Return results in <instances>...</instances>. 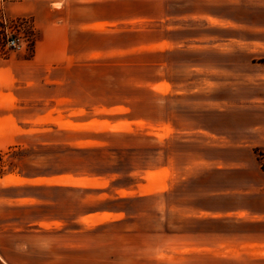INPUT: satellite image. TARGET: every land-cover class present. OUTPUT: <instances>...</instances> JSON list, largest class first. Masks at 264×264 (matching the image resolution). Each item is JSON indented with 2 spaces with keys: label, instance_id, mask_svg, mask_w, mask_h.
<instances>
[{
  "label": "rangeland",
  "instance_id": "obj_1",
  "mask_svg": "<svg viewBox=\"0 0 264 264\" xmlns=\"http://www.w3.org/2000/svg\"><path fill=\"white\" fill-rule=\"evenodd\" d=\"M112 1L53 0L50 13L38 12L40 24L57 36L66 28L85 35H72L71 46L57 56L87 63L58 70L57 80L63 79L53 104L41 100L39 109L20 111L21 125L2 127L8 138L0 142V178L17 186L0 194L24 195L25 205L1 209L0 230L18 219L28 231L2 236L0 244L18 243L30 260L60 242L55 230L134 225L151 244L145 251L159 259L247 264L237 253L225 261L231 255L223 239L209 237L202 221L209 181L222 174L204 173L196 182L190 177L203 176V158L232 156L224 151L225 136L229 142L247 126L264 124V0H146L150 5L137 8ZM26 8L9 6L5 18L30 20ZM132 29L162 38L164 48L116 50L111 35ZM29 37L31 54L33 30ZM100 57L103 62H90ZM255 154L259 159L262 152ZM115 214L151 220L105 222ZM83 215L89 218L79 223ZM115 234L71 240L120 243L107 253L139 251L136 239Z\"/></svg>",
  "mask_w": 264,
  "mask_h": 264
},
{
  "label": "crops",
  "instance_id": "obj_2",
  "mask_svg": "<svg viewBox=\"0 0 264 264\" xmlns=\"http://www.w3.org/2000/svg\"><path fill=\"white\" fill-rule=\"evenodd\" d=\"M132 1L135 3H131ZM112 2L120 7L129 5V7L137 8L150 5V2L146 0H114ZM53 4V0H0V15L3 16L6 15L9 6L28 7L26 10L33 30L31 54L27 53L29 47L20 51L0 53L1 143L8 138L3 135L5 133H3L2 127L22 124L20 111L39 109L38 106L42 103L50 102L53 104L56 101L54 92L63 79L62 77L61 80H57L58 70L66 69L71 72L87 63L79 64L81 58L78 59L72 55H69L70 57L57 56L58 50L63 45L65 50H68L71 46L72 35L78 37H85V35H82L79 30L66 28L64 32L57 36L51 31L50 27L40 24L38 12L47 9L50 13V10H53ZM52 34L57 37L52 36ZM111 36L116 39L115 49L119 51H128L136 47L149 49L156 45L164 48L162 38L151 39L137 29H132L129 32L117 31ZM156 40L157 42H155ZM101 51H104L103 47ZM149 55L156 57L159 53L150 52ZM71 57L74 58L73 61H69ZM103 61L104 57H100L96 61L90 60L91 63ZM50 90L52 92L51 96L49 95ZM102 92L108 93V91ZM41 93L45 96L41 97ZM94 93L97 94L98 92L94 91ZM19 94H22L20 100ZM23 95H27V97L24 98ZM224 138L226 141L224 151L227 154L230 152L232 156L225 158L223 161L202 157V160L208 163V165L199 166L198 168V172H202L203 176L190 177L191 182H196L197 180H203L204 173L213 171L215 174H222L220 180L217 179V181L212 182L211 179L209 181L211 183L207 193L208 206L203 209L207 213V217L202 221L208 224L209 237L218 236L223 239L225 254L227 255L229 251L231 255L230 257L225 256V261L236 260L232 254L237 253L240 255V263L246 261L247 264H264V161L259 160L264 158V124L247 126L243 133L232 135L229 142L226 136ZM257 150L262 152L259 159L255 154ZM4 181L0 178V191L10 187L16 188L17 186L16 183H4ZM23 197L24 195L20 196V194L15 196L0 194V212L1 209L23 207L25 205L21 202ZM33 205L35 203H32L31 206ZM97 215V213L93 214L95 217ZM79 218V223H82L89 216L83 215ZM150 218L141 214H115L106 219L105 222H114L115 224L124 221L147 222L151 220ZM12 222H15V225H5L0 230V237L7 235L18 237L23 232L28 231L24 229L22 224L18 225V219H14ZM216 225L219 228L214 230L213 227ZM132 226L123 231L58 229L55 232L58 235L57 237L61 238L60 242H56L51 246L47 254L41 257L33 254L30 260H27L23 250L18 247V243L14 248H7L0 244V264H178L174 258L171 261L162 260L153 255L151 251L146 252L145 249L149 250L151 244L146 238L145 232L137 230L134 225ZM101 234H115L112 236L118 235L119 238L123 236L134 238L136 239L134 246L139 247V251L107 253L110 249L120 248L118 246L120 243L111 242L115 246H107L108 243L102 240H71L73 237L80 238L85 235L100 238L105 236Z\"/></svg>",
  "mask_w": 264,
  "mask_h": 264
},
{
  "label": "built area",
  "instance_id": "obj_3",
  "mask_svg": "<svg viewBox=\"0 0 264 264\" xmlns=\"http://www.w3.org/2000/svg\"><path fill=\"white\" fill-rule=\"evenodd\" d=\"M32 31L28 19H6L0 15V53L4 51H20L25 48L30 40Z\"/></svg>",
  "mask_w": 264,
  "mask_h": 264
},
{
  "label": "trees",
  "instance_id": "obj_4",
  "mask_svg": "<svg viewBox=\"0 0 264 264\" xmlns=\"http://www.w3.org/2000/svg\"><path fill=\"white\" fill-rule=\"evenodd\" d=\"M131 3H135V2L132 1ZM263 64H264V61H263ZM136 91H139V90H135V92H136ZM135 92H133V93H135ZM140 92H141V91H140ZM136 93H138V92H136ZM115 135H116V136H123L122 134H115ZM112 136H113V135H112Z\"/></svg>",
  "mask_w": 264,
  "mask_h": 264
},
{
  "label": "snow or ice",
  "instance_id": "obj_5",
  "mask_svg": "<svg viewBox=\"0 0 264 264\" xmlns=\"http://www.w3.org/2000/svg\"><path fill=\"white\" fill-rule=\"evenodd\" d=\"M56 7H59V5H56Z\"/></svg>",
  "mask_w": 264,
  "mask_h": 264
}]
</instances>
